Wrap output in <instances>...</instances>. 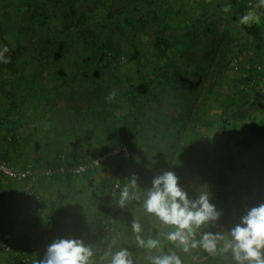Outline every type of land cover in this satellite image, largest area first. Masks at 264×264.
<instances>
[{
    "label": "rangeland",
    "instance_id": "rangeland-1",
    "mask_svg": "<svg viewBox=\"0 0 264 264\" xmlns=\"http://www.w3.org/2000/svg\"><path fill=\"white\" fill-rule=\"evenodd\" d=\"M56 1L0 0L2 30L6 40L17 50L25 74L33 77L34 80L38 79L46 85H51V88H55L64 78L59 74L60 66L53 58L55 49L60 47L68 49L63 65L65 73L69 77L77 72V68L72 62L82 63L83 59L94 56L95 59L91 61L90 70L82 77V79H86V83L92 82L87 87L90 92L87 102L93 112L88 113V109L85 112L76 113L72 108H68V114L78 120L87 130L85 132L90 134L91 137L94 136L91 135L93 132L98 137L99 134L104 136V130L94 131V124L89 126L83 124L85 121H96L92 119H97L98 123L107 124L112 128L105 133L107 139L111 136L116 139L122 138L127 135L126 130L129 129L132 134V143L137 148L142 152L148 150L149 153L158 155V158L151 163L153 167L149 166L151 168L149 172L151 173L150 176L160 175L162 173L160 169H164L163 164L166 165L167 161V158L160 156L164 155L160 150L167 148V145L171 150L170 146L172 144H167V135L174 131V127H171L170 124L175 123L169 120H172L175 116L172 115V111H169L168 103L167 108L160 106L162 101L160 100L161 97L158 96L160 93L158 91L160 87H168L169 90L174 89L177 92L181 90L182 93L187 95V98L194 96V98H198V101L202 100L203 94L185 89L179 83L177 74L197 79L198 73L202 72L207 57L212 50L213 40L229 25L242 40L241 54L237 66L226 71L222 81L215 89L216 91L210 96L209 107L203 119L210 122L217 121L215 119H219V121L224 119L226 124L228 123L227 126L234 123L237 126L238 122L242 123L244 125L242 129L245 131L244 136L246 138L253 135L257 136L255 140H259L258 144H262L264 147V63L258 66L259 73L255 75L252 82L247 84L244 77L252 66V62L256 61V51L252 38L245 33L239 21L233 20L234 11L230 10L228 13L222 11L225 5H229L231 0H114L115 8L120 9L123 4H126L127 8L124 13H117L108 21H106L108 18L106 19L104 16L107 15L110 0ZM244 1L249 7L244 14L251 16L250 21L264 22V6H260V0ZM130 16L131 19H129ZM131 31H133L135 39L131 36ZM100 33L103 34L100 35ZM158 34L163 38L165 37L162 44L157 43ZM102 44L106 48L102 47L104 51L110 50L113 52L114 58L111 60H114V62L110 64L109 68L104 67V62L101 59L98 60L103 54L98 51L100 48L97 46H102ZM135 47L140 49L141 54L137 61H130L129 55ZM155 62L161 63L159 65L164 68V62H166L167 76L162 69L163 67H161L160 70H157L159 79L156 78ZM141 64L148 66L151 72L147 68L145 69L146 74L143 75L144 69L140 67V74H135L132 68L136 69ZM95 69L100 72L99 78L93 75ZM113 75L115 76L113 79H116L114 82H112L113 79L110 80ZM145 81L153 87L151 90L156 89L154 90L157 91L156 97L152 96V92L151 95L143 96L139 95L133 88L129 89V84L135 85ZM80 84H83V82ZM11 90L16 94L17 103L20 104L21 95L16 84L12 85ZM113 90L116 91L117 95L114 100L109 101L108 95ZM66 94L69 96V91L66 90ZM170 98L173 100V97L167 95V100H171ZM25 104L29 107L31 100L26 98ZM152 105H155V111L153 112L149 111ZM53 106L54 104H52ZM181 106L185 105L175 106V112L180 111L183 108ZM87 114L92 119H87ZM30 117H32V113L29 114ZM66 122L67 119L63 121V123ZM149 122L150 124H148ZM45 123L51 129L46 119ZM36 125L40 127L38 122ZM113 125H116L115 129H113ZM203 125H205V122L198 124L194 130V133H200V137L212 139L211 137L215 135V139L218 140L219 132H227L228 130V127L225 126L224 130L221 129L218 132L217 126L207 128L202 127ZM215 125L217 124L215 123ZM119 126H122L123 129H118ZM59 127L53 130L58 132ZM232 129L229 128L228 131ZM210 131L213 132L211 135L207 133ZM189 133L184 132L187 135L186 139L192 138L191 135L194 134L193 131ZM184 134L183 138L185 139ZM29 136L27 137L30 139ZM118 144L119 142L114 143L109 148ZM33 146L31 147L33 148ZM194 147L195 151L197 149L196 141ZM32 148L27 152V159L24 161L14 160V162L9 158L5 159L6 161L9 160L8 162L17 169L22 170L25 169L26 164V166L31 164L34 169L30 178L12 180L0 173V213H7L15 220L28 223L23 228H14L12 224L7 225L0 222V264H15L18 259L32 260L37 264V261L42 260L46 255L47 247L60 238L82 239L86 244L93 245L96 251L97 264H106V262L100 261V257L113 240L116 241L113 250L119 247H127L133 253L136 263L140 264H150L149 258L151 256L169 251H175L180 255L179 248H176L161 235L170 229L162 227L160 223L154 220V217L146 219L144 217L143 219L152 223L154 227L160 230V233L154 231L151 225L147 227L145 221L143 229L147 228L149 238L160 239L161 248L153 251L146 249L142 254H140L141 251L138 252L139 248L136 245L134 233H130L131 240L127 241L126 244L124 242L120 243L121 240H118L121 231L129 230L123 224L121 228H119L121 224H114L115 226L112 228L110 225L106 227L107 224H104L105 232L109 231L108 233H110L108 235L103 233L104 228H102V220L99 219V216H93L90 221L88 220L89 228L86 230L90 229V233L85 231L87 226L84 227V225L80 226L75 223L71 227L60 222L62 219L68 218L70 214L66 213L62 217L59 216L56 221L49 219L51 210L47 198L43 197L45 200L41 199L39 201V199L32 198L35 193L25 192L27 187H33L30 181L34 183L36 180H32L36 177L34 176L36 175L34 174L35 167H41L38 166L39 163L37 164L32 160V158H35V150L32 151ZM262 152H264V148L261 149ZM92 159L82 162L89 163ZM246 164L241 163V165L235 166L239 171L241 170V173L248 172L252 174L250 172L252 171L251 165ZM188 167L186 169H190V171H193L191 167L195 168L193 159L189 161ZM97 170V167H95L89 168L88 171L95 172ZM141 172L138 174L140 175ZM139 175L138 177L145 178V176ZM71 176L73 175L71 174ZM78 177L80 176L74 178ZM150 179L146 180L148 181L147 186L151 183ZM256 184L260 185V180ZM147 189L148 187L144 188V190ZM257 192L260 195L261 203H264V185H261ZM227 202L231 204L230 217L232 218L235 216L242 217L247 210L254 207V203L248 204L244 201L243 195H241V198H237L233 194ZM234 204H239L242 207H240L239 212L233 208ZM133 208L136 211L141 210L140 205L133 206ZM87 216L88 213L86 219H90ZM223 221L233 226V221H226L225 217H221L213 225L215 231H218L217 224L221 225ZM36 222H41V227L36 226ZM46 222H50L54 227L51 234L43 233V229L48 230V227L42 229L43 225L47 226ZM113 223H115L114 217ZM184 264L193 263L185 259Z\"/></svg>",
    "mask_w": 264,
    "mask_h": 264
},
{
    "label": "crops",
    "instance_id": "crops-1",
    "mask_svg": "<svg viewBox=\"0 0 264 264\" xmlns=\"http://www.w3.org/2000/svg\"><path fill=\"white\" fill-rule=\"evenodd\" d=\"M137 59H139V57ZM166 62H164L165 68L163 67L162 69L167 76ZM140 67L144 70L148 68V66L141 64L140 66H137L136 69L132 68L133 72L135 74H140ZM151 67L153 68V64ZM144 70L142 73L143 75L147 72ZM149 70V72H151V69ZM85 75L86 73L77 72L71 74L67 82V88L70 95L68 96L67 94H63V96L59 97L50 96L46 99H40L39 102L42 106L39 102L36 105H33L34 103L32 104L31 101V105L28 107L25 104V96H21L20 104L17 103V111L12 110L10 105L11 99L9 100L6 95H4L6 91H9V87H2V89H0V152L5 154L10 160L24 161L27 159V152H29V149L31 150L32 148L31 146L34 145L32 151L35 150V158H31L35 163H39L38 166L41 167H35L34 174L36 175L34 176L36 177L32 180H36L34 183L33 181H30L31 184H33V187H27L25 192L35 193L32 198L39 199V201L47 198V203L49 204L51 211L56 206L61 209L63 208V213H61L60 216L62 217L66 215V213L70 215L66 219L61 220L60 218V222L66 224L67 226L72 227L74 226L73 224L76 223L80 226H87L85 231H88L89 229L86 230L89 228L88 220L90 221L93 216H99V219L102 220V228H104L103 233L109 235V231L105 232L104 224H107L106 227H109L110 225L111 228L116 224H121L119 228H121L122 224L125 225L124 227L129 230L121 231V235H119L120 238H118V240L120 239V243L124 242L126 244L127 241L131 240L130 233L132 232V229L129 227H131L133 220L138 219L143 226L145 219L153 216L147 214L143 210L141 204L136 201H131L126 207L121 208L116 203L119 195V190L116 188V184L119 183L123 186V184L135 174L137 178H139L137 179V183L141 181L146 182H141L140 184L138 183L141 189L147 187L148 189L151 188L152 181L155 177L150 176L151 173L149 171L151 169L150 167H153L151 163L158 158V155L149 153L148 150H144L146 152L145 153L137 148L135 144L132 143V134L129 129L126 130L127 135L123 137L120 135L122 138L116 139L111 136L107 139L105 133L107 130L112 128H110L107 124H102L101 122L98 123L97 119H92L91 116L87 114V119L96 121H85L83 122L85 126L94 124V131L104 130V136L99 134L98 137L96 133L93 132L91 135L94 136L91 137L90 134L85 132L87 131L85 127L82 126L78 120L68 114V108H72V110L76 113H81V111L85 112L88 109V113L93 112L87 102L88 96H90V92L87 90V87L92 82L86 83V79H82ZM30 78L34 80L33 77ZM113 78H115L114 75L111 76L110 80ZM156 78L159 79V75H157ZM115 80L113 79L112 82ZM34 81L41 88H51V85H46L43 81H38V79ZM81 82H83V84H80ZM151 89H153V87L149 86L148 91L142 95H151L152 92V96L156 97L157 91H154L156 89ZM2 91L4 93H2ZM178 91L179 92L174 89L169 90L168 87H160V90L158 91L160 92L158 96L161 97L160 100L162 101L160 106L167 108V103L169 104V111H172V115L175 116V118L173 117V119L169 121L174 123L183 119V113L185 112L188 100L186 94L182 93L181 90ZM215 91L216 90H214V92ZM167 95L173 97V100L171 98V100H167ZM44 103H46V105L43 106ZM52 104H54L53 107ZM179 105L185 106H181L183 108L180 111L178 110V112H175V106L178 107ZM154 106L155 105H152L149 108V111H155ZM34 112L35 114H33ZM30 113H32V117L29 118ZM39 115L43 116L40 117ZM36 118H42V127H37L38 125L36 124L38 121ZM45 119L48 121L51 129L48 127V124L45 123ZM66 119L67 122L63 123ZM31 120H33L32 123ZM215 120L217 121H206L205 125L202 127L208 128L217 126L218 132L221 131V129L224 130L219 119ZM27 123H29V125H27ZM215 123L217 125H215ZM148 124H150V122ZM60 125L62 127H59ZM174 125L175 124H170L171 127H174ZM115 126L116 125H113V129L116 128ZM57 127H59V130L58 132H55L53 129H56ZM227 127L228 130L229 128L233 129L231 131L227 130V132H219L220 134H218V140L215 139L216 136L213 134L211 137L212 139H210L208 137H200V133H195L194 137L191 138L192 140L188 142L194 154L192 157L187 156L182 162L179 173V182L180 186L188 192L190 198L197 197L199 192L206 188L210 194L211 203H213L222 213L221 217H225L226 221H233V225H235L240 221V219L237 218L241 217H230L231 204L227 201L232 198L233 194L237 196V198H241V195H243L244 201L248 204L254 203V207L261 204V198L257 191L260 189L261 185H264V152L261 153V149L264 147L262 144H258L260 142L259 140H255L257 136L253 135L249 138L244 136L245 131L242 129L244 127L242 123L240 124L238 122L237 126L234 123L233 125ZM119 128L123 129L122 126H119L118 129ZM13 130L19 131L21 135V139L17 143H12L8 140L10 138L6 136L9 132H13ZM207 133L211 135L213 132L210 131ZM30 134L31 136H29ZM27 136H29L30 139ZM174 137V131L170 133V135H167V144L169 143L170 145H173L175 141ZM118 140L128 142L131 151L129 157L120 154L119 156L114 157L108 164L98 167L97 171L88 172L78 178L56 171L57 166L61 161L60 155L64 154L66 157L74 160V162L82 163V161L90 160L104 150L108 149L112 144L117 143ZM186 141L188 140L186 139ZM195 141L197 149L194 151ZM237 144L239 145L237 146ZM160 152L164 153V155L160 156L168 159V155L170 153L168 145L167 148L160 150ZM191 159L194 160L195 164V168L191 167L193 171L186 169ZM218 159H222L223 161ZM241 163H248V165H251L252 171L250 172L252 174L248 172L241 173V170L239 171L235 166H239ZM26 165L24 166L25 168H30L33 171L34 167L31 164L28 165L30 167ZM20 166L22 165L20 164ZM165 166L166 165L163 164L164 169H160L162 170V173L166 171ZM48 168L53 169L54 172L49 174ZM140 171H142L140 175L145 176V178L138 177V173ZM149 178H151V183L147 186L146 184H148V181L146 180ZM256 180H260V185H255L257 182ZM7 181L9 182L8 179ZM113 193H115V195ZM131 203H133V205H131ZM137 205H140V211H136L133 208V206ZM236 206L237 205L234 204L233 208ZM87 213V217L90 219H86ZM113 217L115 223H113ZM144 217L145 219H143ZM154 220L160 223L155 217ZM145 225L147 227L149 225L153 226V224L148 221H145ZM161 226L167 227L162 224ZM152 228L154 231L160 233V230L156 227L153 226ZM212 228L213 226H210L209 228L203 229V231L217 232L214 228ZM167 229L169 228L167 227ZM144 231L145 228L143 229V233ZM200 250L201 249H195L190 254H185L180 249L178 251L182 260L186 259L193 264H234L230 255H221L218 253L213 256L203 250ZM194 257L195 259H193Z\"/></svg>",
    "mask_w": 264,
    "mask_h": 264
},
{
    "label": "clouds",
    "instance_id": "clouds-1",
    "mask_svg": "<svg viewBox=\"0 0 264 264\" xmlns=\"http://www.w3.org/2000/svg\"><path fill=\"white\" fill-rule=\"evenodd\" d=\"M264 6V0H260ZM231 5H225L223 12L228 13ZM251 16L246 14L240 18L241 24H247ZM7 46L0 49V62L11 63ZM115 90L108 95V100H114ZM134 174L121 186L116 184L119 195L116 203L124 208L131 201L139 202L143 210L155 217L170 230L161 235L183 253L190 254L195 249H201L209 255H230L234 264H264V203L247 210L238 223L227 232L203 231L220 220L222 213L211 203L210 194L206 188L195 198H190L188 192L180 186L179 177L172 171H164L152 181V187L144 190L137 183ZM115 195V193H113ZM138 248L149 251L161 248L160 239L142 236L143 226L138 219L131 224ZM116 241L113 240L100 257L106 264H136L133 253L127 247L113 250ZM96 251L91 244L82 239L60 238L52 242L46 255L37 264H97ZM150 264H184L181 256L175 251L153 255ZM195 259V257L193 258Z\"/></svg>",
    "mask_w": 264,
    "mask_h": 264
},
{
    "label": "trees",
    "instance_id": "trees-1",
    "mask_svg": "<svg viewBox=\"0 0 264 264\" xmlns=\"http://www.w3.org/2000/svg\"><path fill=\"white\" fill-rule=\"evenodd\" d=\"M48 1L57 2L56 0H48ZM108 3L109 5H108V10H107V15L104 16L106 19L108 18L106 21L111 19L117 13H124L126 11V8H127L126 4H123V6L120 9H118V8H115L114 6L115 4L114 0H110ZM229 5H231V10L234 11L232 18L233 20H236V21H240V18L245 15L244 13L246 12V10L249 9L247 3H245L244 0H231L229 2ZM129 19H131V16ZM126 21H127V18H126ZM241 26L244 29L245 33L252 38L253 43H254V48L256 51L255 52L256 61L254 63L252 62V66L249 68L248 72L246 73L244 77V81L248 84L252 82L255 75L259 73L258 66L264 63V22L253 20V21H249L247 24H241ZM132 29H133V26H132ZM102 34L100 33V35ZM131 36H133V38L135 39L133 31H131ZM156 40L158 44H162V42L165 40V37L163 38L161 35L158 34V37ZM3 46H7L9 48V52L6 53V56L11 57V63L4 64L0 62V89H2V87L4 86L9 87V91H6V93L2 91V93H4V95H6V97L9 100L11 99L10 105H11L12 110H15L17 107V99L15 96L16 94L11 90V87L13 84H16V87L22 97L25 96L24 97L25 99L31 98L32 104L34 103L33 105H36L40 101V99H46L47 97L49 98L50 96L59 97V96H63V94H66V90L68 91L67 82H68L69 76H67L66 75L67 73H65L63 61L64 59H66L65 57H66V52L68 49H65L63 47L55 49L53 53V58L60 66L59 74L61 75V77H64V78H62L63 80L60 83V85L56 86L55 88L46 89V88L39 87L32 78H30L28 75L25 74L22 64L19 60L17 50L4 37V32L2 30V23L0 21V49H2ZM241 46H242L241 38L237 35V32H235L234 29L228 25L220 34L216 36L215 40H213L212 50L207 57L206 64L202 72L198 73L197 79H191L187 76L177 74L178 81L183 87L191 91H194L195 93L198 92V94L201 93L203 95L201 97L202 100H199V101H198V98L197 97L194 98V96L193 97L189 96L187 98L188 99L187 106H186L185 112L183 113L184 117L181 121L175 123L174 125L175 141H174V144L171 146V150L168 155V159L166 161V168H167L166 171H172L179 177L180 167H181L182 162L187 156L192 157V155L194 154L190 144H188V142H190L192 139L188 138L187 139L188 141L185 142L187 135H185L186 133L184 134V132L187 131V134H188L189 132L192 133L193 131L194 133V130L196 129V126L198 124L200 123L203 124L204 122H206L204 121L203 118H204V114L206 113V110L209 107L208 105L210 102V96L212 95L214 90L218 87L220 82L222 81L226 71L231 70L237 66V62L241 54ZM97 47L100 48V50L98 51H100L103 54L102 55L103 57L102 56L99 57L98 60L101 59V61L104 62L103 64L104 67L109 68L110 64L114 62V60H111L112 58H114L113 52L110 50L104 51L103 48L105 47H103V44L102 46L99 45ZM133 50L134 51L131 53V55L128 54L130 56L129 57L130 61L137 60V58L141 54V51L138 47L133 48ZM98 51L96 50V52ZM94 59H95L94 56L87 57L83 59L82 63H78L74 61L72 62V64L74 63V65L76 66L77 73H86L88 70H90L91 65H92L91 61ZM159 64L161 65V63H156V62L154 64L155 66L154 69L156 72L157 70H160L161 67H163V66H160ZM93 75L99 78L100 77L99 70L95 69L93 71ZM157 75H159L158 72H157ZM149 86H150V83L145 81L144 83L135 84V85L129 84V89L133 88V90L137 91L139 95H142L148 91ZM33 114H35V112ZM36 120L38 121L39 126L42 127V124H43L42 118L41 119L36 118ZM32 122L33 120H31V123ZM220 123L222 125V128L224 129L226 126L225 120L224 119L221 120ZM183 134L185 135V139L183 138L184 137ZM194 135L195 133L191 135V137L193 138ZM6 136L10 138L8 140L11 141L12 143H17L21 139V135L19 131L13 130V132H9ZM118 142L119 144L121 143L126 144L129 148V152H131L130 146L127 141L118 140ZM230 145H233V144H230ZM238 145L239 144H237V146ZM106 151L107 149L101 152L100 154L96 155L94 158H97L98 156L102 155ZM119 155L120 154L113 156L109 158L107 161L101 163L100 165L97 166V169L98 167L102 165L108 164L111 159ZM122 155H125V154L122 153ZM0 157L3 158L4 160L5 159L7 160V156L3 153H1ZM218 160L223 161L224 158L223 160L222 159H218ZM80 163L81 162H74V160L66 157L65 155V160L60 161V163L57 166V170L56 169L54 170L71 176V173L69 172V168L74 167ZM62 166H65L66 168L60 169ZM88 170L89 169H87L85 172H83L82 174L78 176L87 174L89 172ZM53 172L54 171H52L51 169L49 174H52ZM72 177H77V176H72ZM240 207L241 206H239L238 204L235 207V210L239 212V210L242 208ZM62 211H63V208L61 209L56 206L51 211L52 213L50 214L49 219H53L56 221L57 218L60 216V214L63 213ZM0 222L3 224H7V225L12 224L14 228H23L25 227L24 225L26 226L28 225V223L13 219L10 215L4 212L0 213ZM41 222L40 223L36 222L35 223L36 226L39 225V227H41ZM46 223H47L46 224L47 226L43 225L42 229L45 227H48V230L43 229V233L51 234V232L54 230V227L50 224V222H46ZM221 223L224 224V230L217 231V232H227L234 226L224 221ZM90 231L91 230L89 229L88 232L90 233ZM143 238L145 239L149 238L147 228L145 229L143 233ZM6 245L8 244L6 243ZM139 251H141L140 254H142L146 251V249L139 248L138 252ZM15 264H36V263L32 260L18 259V261L15 262ZM136 264H140V263H136Z\"/></svg>",
    "mask_w": 264,
    "mask_h": 264
},
{
    "label": "built area",
    "instance_id": "built-area-1",
    "mask_svg": "<svg viewBox=\"0 0 264 264\" xmlns=\"http://www.w3.org/2000/svg\"><path fill=\"white\" fill-rule=\"evenodd\" d=\"M124 153L126 156H130L129 148L126 144L121 143L119 145H116L109 150H107L105 153L102 155L98 156L97 158L92 159L91 162L89 163H80L74 167L69 168V172L73 176H78L85 172L89 168H95L101 163L107 161L109 158L116 156L118 154ZM60 160L64 161L65 160V155H60ZM66 168L65 166H62L60 169ZM51 169H49V172ZM0 173L12 180H26L30 178L32 175L33 171L30 168H25L24 170L22 169H17L14 165L10 164L8 161L4 160L3 158L0 157ZM218 231H223L224 230V225H218ZM6 245V243H4Z\"/></svg>",
    "mask_w": 264,
    "mask_h": 264
}]
</instances>
